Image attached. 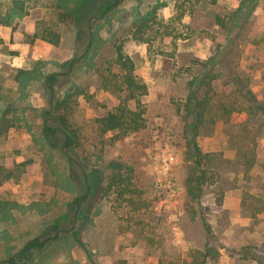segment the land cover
I'll return each mask as SVG.
<instances>
[{"label":"rangeland","instance_id":"obj_1","mask_svg":"<svg viewBox=\"0 0 264 264\" xmlns=\"http://www.w3.org/2000/svg\"><path fill=\"white\" fill-rule=\"evenodd\" d=\"M114 1L0 0V264H188L206 246L205 264H264V0ZM192 90L207 100L200 198ZM118 105L143 126L102 131Z\"/></svg>","mask_w":264,"mask_h":264},{"label":"trees","instance_id":"obj_2","mask_svg":"<svg viewBox=\"0 0 264 264\" xmlns=\"http://www.w3.org/2000/svg\"><path fill=\"white\" fill-rule=\"evenodd\" d=\"M119 0L113 2L114 6ZM144 24L142 19L139 26ZM52 44H57L59 41V35H55L54 39L49 40ZM117 61L121 63V67L125 68V72L122 75L123 88L130 90L129 97L134 98V90H139V94H143L146 89V85L136 81L132 74L133 62L129 58H124L120 50H117ZM49 86L55 82V73H49L46 75ZM122 88V87H120ZM207 100H202L197 97L196 90H192L187 96L184 104V108L187 114L191 115L190 127H189V139H188V155L191 158L193 165L189 169L187 176L186 192L193 198H200L202 189L207 178L205 175V169L201 167L203 159L206 157V153H202L197 145L196 136L198 134L199 127L204 123L205 119V105ZM143 109L140 107L138 110L129 109L125 105H118L115 110L107 112L105 115L98 119L99 127L102 131H109L114 129H121L125 131L138 130L143 126L144 117L142 116ZM58 119L65 123L66 117L60 115ZM44 129L54 134L57 128L44 125ZM73 144V139L65 133V139L62 142V148L69 147ZM57 234L52 237L41 239L34 237L28 240L25 245L18 251L17 256L27 257L33 248H42L51 240H56ZM219 255V251L216 247L206 246L202 251H195L193 254V261L188 264H205L208 258H216ZM12 261V257L9 258ZM157 264H179L175 261H158Z\"/></svg>","mask_w":264,"mask_h":264}]
</instances>
